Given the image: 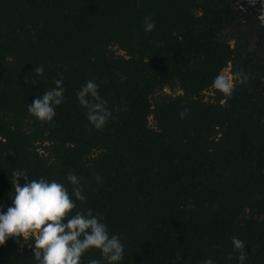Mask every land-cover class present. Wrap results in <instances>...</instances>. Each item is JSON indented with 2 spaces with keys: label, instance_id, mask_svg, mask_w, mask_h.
<instances>
[{
  "label": "trees",
  "instance_id": "16d2710c",
  "mask_svg": "<svg viewBox=\"0 0 264 264\" xmlns=\"http://www.w3.org/2000/svg\"><path fill=\"white\" fill-rule=\"evenodd\" d=\"M235 18L232 0H0V205L11 204L15 168L70 192L71 171L87 198L77 210L120 235V264H226L229 254L236 264L233 235L246 264H264V60L252 43H229ZM35 65L45 71L32 85ZM226 68L231 96L212 83ZM60 73L65 102L40 122L27 106ZM89 79L114 110L102 130L76 100ZM28 243L9 238L0 264H37Z\"/></svg>",
  "mask_w": 264,
  "mask_h": 264
},
{
  "label": "clouds",
  "instance_id": "9594fccd",
  "mask_svg": "<svg viewBox=\"0 0 264 264\" xmlns=\"http://www.w3.org/2000/svg\"><path fill=\"white\" fill-rule=\"evenodd\" d=\"M140 6L141 0H136ZM156 22L151 15L143 18V30L152 32ZM44 66L35 65L34 78L26 81L36 85L44 76ZM238 81L245 83L247 76L243 70L236 73ZM38 78V79H37ZM54 87L37 96L28 104V113L40 122H51L56 116V109L65 102L64 77L54 80ZM213 87L225 96H231V81L223 74L213 79ZM79 105L85 109L86 120L96 130H102L115 119L113 109L99 92V85L93 79L87 80L75 93ZM125 110V109H116ZM189 112L184 108L179 117L184 119ZM71 184L68 187L56 180L40 177L29 180L20 168L12 172L11 204L7 208L0 205V246L9 238L29 239L27 245L37 264H83L82 256L90 250H98L99 258H91L87 264H120L124 258L125 245L119 234L110 233L101 213H94L91 208L79 210L77 202H86L84 186L74 172L66 175ZM23 181V182H22ZM233 252H238L236 264H246L245 242L238 236L231 237ZM233 257H226V264H232ZM200 264H215L212 258H204Z\"/></svg>",
  "mask_w": 264,
  "mask_h": 264
},
{
  "label": "flooded vegetation",
  "instance_id": "af4514ba",
  "mask_svg": "<svg viewBox=\"0 0 264 264\" xmlns=\"http://www.w3.org/2000/svg\"><path fill=\"white\" fill-rule=\"evenodd\" d=\"M232 4L236 18L234 27L230 30L231 40L229 43H263L264 49V15H261L264 10V0H260L258 3L253 0L251 4L242 6L232 0ZM262 59L264 60V58Z\"/></svg>",
  "mask_w": 264,
  "mask_h": 264
},
{
  "label": "rangeland",
  "instance_id": "374dc122",
  "mask_svg": "<svg viewBox=\"0 0 264 264\" xmlns=\"http://www.w3.org/2000/svg\"><path fill=\"white\" fill-rule=\"evenodd\" d=\"M255 1V3H258L260 0H254ZM235 2H236V4L237 5H240V6H242V5H246V4H251L252 2H253V0H242V1H240V0H235ZM250 7V6H249ZM261 15H264V10L261 12ZM262 18V17H261ZM232 46H234L235 45V43H233V42H231L230 43ZM252 47L256 50L257 48H258V50L261 52L262 51V53H261V55H262V58H264V49H263V43H252ZM120 53V52H119ZM221 73H223L230 81H231V83H232V85H233V82H234V77L230 74V72H229V69L228 68H226V69H223L222 71H221ZM165 92L166 93H169V94H177V93H179L178 91H174V92H172V91H169V90H165ZM204 95H205V97H204V99L205 100H207L210 96H212L213 95V93H212V90H209V91H207V92H204ZM150 122H149V124L152 126L153 125V121H152V119L150 118V120H149Z\"/></svg>",
  "mask_w": 264,
  "mask_h": 264
}]
</instances>
